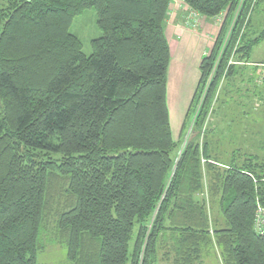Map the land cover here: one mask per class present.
<instances>
[{"label": "trees", "instance_id": "1", "mask_svg": "<svg viewBox=\"0 0 264 264\" xmlns=\"http://www.w3.org/2000/svg\"><path fill=\"white\" fill-rule=\"evenodd\" d=\"M182 1L225 14L183 150L167 98L173 0H0V264H37L52 220L71 264H204L214 244L223 264H264V161L210 136L231 60L264 40L252 35L264 0ZM89 8L103 33L87 55L70 27Z\"/></svg>", "mask_w": 264, "mask_h": 264}, {"label": "rangeland", "instance_id": "2", "mask_svg": "<svg viewBox=\"0 0 264 264\" xmlns=\"http://www.w3.org/2000/svg\"><path fill=\"white\" fill-rule=\"evenodd\" d=\"M183 4L186 9L182 10L189 12L191 19H185L184 26L180 24L174 35H171L170 28L165 31L172 55L168 70L167 98L173 134L176 140H182V150L193 133V121H190L188 130L184 133H182V126L200 79V60L210 52L225 17L223 14L222 20H217L201 16L184 2ZM190 28L191 31H185ZM253 28L254 36L264 28V3L262 6L259 5L253 13ZM70 31L80 38L83 52L90 55L93 50L92 40L101 37L103 33L98 26L96 9L89 8L77 15L71 24ZM233 60L231 61L234 64ZM250 61L258 63V67L263 70L259 75L255 74L253 81L248 84L249 88L258 89L260 93H257L256 98L251 102L241 103L240 106L244 107L240 108L239 102L236 101L237 96L233 94H238V90L231 94L232 90L228 92L226 86L225 91H221L223 87L221 86L218 91L220 101L215 107L217 111L210 119V136L213 138L217 132L216 138H219L220 148L225 154H231L233 150L239 149L240 158L247 153V155H258L264 161V40L254 47ZM253 63H251L252 67ZM213 73L214 70L209 78ZM225 93L228 95L226 99ZM230 97L234 100L232 101ZM222 131H224L223 134ZM205 180L208 183V179ZM205 190L207 195V184ZM209 207L212 218L214 216L217 224L222 226L223 219L217 201L214 203L211 201ZM48 229L42 234L45 249L38 253L37 264H71L66 256V246L57 238L55 221L50 222ZM136 231L137 228L134 235ZM202 260L204 264H223L220 249L215 244L204 251Z\"/></svg>", "mask_w": 264, "mask_h": 264}, {"label": "crops", "instance_id": "3", "mask_svg": "<svg viewBox=\"0 0 264 264\" xmlns=\"http://www.w3.org/2000/svg\"><path fill=\"white\" fill-rule=\"evenodd\" d=\"M182 9H184V10L186 9L184 4H183V1L182 0H173V2L171 3L170 16L168 17V20L166 22V28H165V29H167V31L170 28L171 35L175 34V31L178 29L180 24L182 25L184 23L183 21L185 19H188V18L191 19V17L189 16V12H185ZM188 11H190V10H188ZM191 23H192V21H191ZM183 26H184V24H183ZM171 29H173V30L171 31ZM191 30L192 29L190 28V29H187L185 31H191ZM203 57H202V59H203ZM202 59L200 60V63H201ZM250 62L249 63L248 62H241V61L235 62V63H237V67L233 69L232 75L230 76V79L232 81H235L234 85L231 87V90H232L231 94L233 92H235L236 90H238L237 91L238 94H236V93H233V94H235L237 96L236 101L239 103L251 102L254 98H256L257 93H260V91L258 89L252 90L251 88H249L248 84L250 81H253L252 79L254 78L255 74L258 73V75H259L260 72L263 70H261L260 67H258V65H257L258 63L251 62V63H253V67H252L251 66L252 64ZM230 98L232 99V97H230ZM233 100L234 99H232V101ZM239 107L243 108L244 106H239ZM221 133L223 134L224 131H222Z\"/></svg>", "mask_w": 264, "mask_h": 264}, {"label": "built area", "instance_id": "4", "mask_svg": "<svg viewBox=\"0 0 264 264\" xmlns=\"http://www.w3.org/2000/svg\"><path fill=\"white\" fill-rule=\"evenodd\" d=\"M223 14L218 16L217 20H222ZM255 231L259 234L264 236V207L259 206L257 214H256V220H255Z\"/></svg>", "mask_w": 264, "mask_h": 264}, {"label": "water", "instance_id": "5", "mask_svg": "<svg viewBox=\"0 0 264 264\" xmlns=\"http://www.w3.org/2000/svg\"><path fill=\"white\" fill-rule=\"evenodd\" d=\"M193 135H194V132L191 134V137H189V139H188V140H191V138L193 137Z\"/></svg>", "mask_w": 264, "mask_h": 264}]
</instances>
